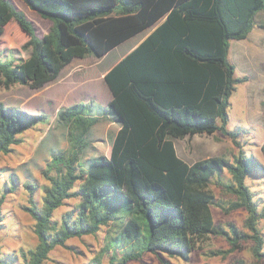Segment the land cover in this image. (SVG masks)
<instances>
[{"label": "trees", "instance_id": "trees-1", "mask_svg": "<svg viewBox=\"0 0 264 264\" xmlns=\"http://www.w3.org/2000/svg\"><path fill=\"white\" fill-rule=\"evenodd\" d=\"M52 24L39 35L27 14L12 0H0V34L15 19L29 36L22 45L27 57L0 56V84L15 83L40 89L57 80L75 58L103 57L110 50L153 25L163 23L105 75L112 93L99 115L121 124L109 156L81 162L89 145L88 134L100 119L94 102L62 106L59 120L67 125L68 149H53L41 170L46 183L41 200L38 186L26 182L28 203L38 242L34 247L4 252L0 264H43L57 246L70 247L71 238L95 235L104 226H119L103 247L109 264H127L153 253L180 257L192 253L209 236L224 237L229 249H213L210 256H225L252 241L251 251L264 261V199L256 198L246 183L264 163L247 153L228 127L231 97L248 76L237 74L230 60L231 40L246 38L264 0H24ZM44 112L33 113L0 101V153H9L23 142L22 134L45 122ZM230 137L239 148L233 160L210 156L189 162L176 148L175 138L215 132ZM264 154V142L261 145ZM225 170L231 181H223ZM214 178L231 196L228 204L216 199ZM19 188L12 174L0 196ZM79 203L60 219L55 212L70 198ZM226 213L244 208L246 231L235 223H217L213 206ZM71 248V247H70ZM243 263V260L239 261ZM96 264V263H91Z\"/></svg>", "mask_w": 264, "mask_h": 264}, {"label": "rangeland", "instance_id": "rangeland-1", "mask_svg": "<svg viewBox=\"0 0 264 264\" xmlns=\"http://www.w3.org/2000/svg\"><path fill=\"white\" fill-rule=\"evenodd\" d=\"M22 9L34 23L38 34L41 36L48 32L52 22L43 17L37 10L32 9L24 0H12ZM260 26L256 32L246 40H231L230 60L237 67V74L248 76V80L238 84L237 90L231 97L230 120L228 127L238 130L237 139L242 144L243 150L258 157L264 163V154L261 145L264 142V13L258 17ZM140 37V36H138ZM29 36L21 29L15 19L9 20L4 25V31L0 34V56L4 59L27 57L29 50H24L22 45ZM136 40V38H135ZM134 41V40H133ZM132 40L119 46L111 53L109 60L116 58L131 45ZM105 61L100 68L107 65ZM97 91L101 84L107 89V84L101 77H95ZM100 86L98 87V85ZM109 91V89H108ZM42 89H32L27 85L15 83L10 88L0 84V101L8 106H15L33 113L46 112L48 119L22 134L23 142L13 146L9 153H0V196L8 183L10 176L14 174L18 178L19 188L8 193L2 204L4 214L3 226L0 231V245L4 252H13L21 248L34 247L38 238L34 231V219L23 209L28 203V191L24 184L33 182L38 186L37 199L41 200L43 194L42 186L46 180L41 170L51 158L53 149H68L70 146L67 125L59 120L57 112L53 111L54 105L45 101ZM100 92V90H99ZM46 110V111H45ZM180 154L189 162L210 156H222L233 160L238 154L239 148L234 141L217 131L213 134L201 133L185 138L177 139ZM106 144L98 137L89 134V145L81 155V162L87 164L92 152H101ZM223 181H231L228 170L223 174ZM246 183L255 193L256 198L264 199V172L254 170L246 178ZM211 189L216 195L217 201L227 205L231 196L222 184L214 178ZM79 198H70L55 212V218L60 219L62 215L73 209ZM213 215L217 223L227 226L233 222L240 229L247 230L244 221L247 211L238 208L226 213L221 207L213 206ZM264 231V219L261 221ZM119 226L111 224L104 226L95 235H85L82 238H71L67 241L71 247L57 246L51 251L50 258L43 264H109V253L103 250L107 244L110 233H116ZM228 241L222 236H209L201 242L192 253L189 262L180 257H170L163 254L168 261L167 264H264L257 260L251 251L252 241H241L240 247L229 252L225 256H210L209 251L213 249H229ZM243 260V263L239 261ZM127 264H164L158 256L146 253L142 260H132Z\"/></svg>", "mask_w": 264, "mask_h": 264}, {"label": "crops", "instance_id": "crops-1", "mask_svg": "<svg viewBox=\"0 0 264 264\" xmlns=\"http://www.w3.org/2000/svg\"><path fill=\"white\" fill-rule=\"evenodd\" d=\"M261 12L257 13L255 17V23H254L253 29L251 30V32L248 34L246 38H243V40L249 39L251 34L256 32V28L260 26L258 17L261 14ZM165 19H166V16H163L153 25L138 32L134 36L130 37L129 39L125 40L124 42H122L121 44H119L118 46L110 50L103 57L98 58L96 56L90 55L85 58H75L70 64H68L62 70L61 75L57 80L50 82L49 84L45 85L43 88H40L43 91L42 93L45 95V101L47 103L53 104L54 105L53 111L58 112L59 108L62 106H68V105H71L77 102L86 103L92 100L95 106L94 114L99 115L96 110L97 105L107 106L112 98V93L108 85L107 87L109 91L102 84L101 86L100 84L98 85V87L100 86L99 88L100 92L99 90L97 91V86H96L97 84L94 78L101 77V79L104 80L105 73L109 69H111L125 55H127L129 52L135 49L143 40H145L156 29L157 26L163 23ZM131 40H132V43L131 45L128 46L126 50H124L116 58L109 60V57L111 53L113 52V50H115L119 46ZM233 41H236V40H233ZM107 60H109L108 62H106L107 65L100 68V66H102L103 63ZM33 112H36V111H33ZM46 112L49 113L48 111ZM99 117H100L99 121L92 126L89 134L90 135L92 134L95 137H98L101 142H104L106 144V147H104V149L102 150L100 149L101 147L99 146L98 148L101 150V152H98V153L92 152L89 154V158H95L101 155L109 156L115 136L117 132L119 131V129L121 128L120 122L111 118L110 116L99 115ZM89 134H88V140H89ZM177 139L179 138L174 139L177 151L179 155L182 158H184L179 152Z\"/></svg>", "mask_w": 264, "mask_h": 264}]
</instances>
